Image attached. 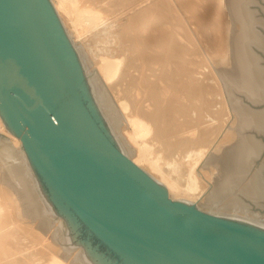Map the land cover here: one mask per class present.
Returning <instances> with one entry per match:
<instances>
[{"label": "bare ground", "instance_id": "obj_1", "mask_svg": "<svg viewBox=\"0 0 264 264\" xmlns=\"http://www.w3.org/2000/svg\"><path fill=\"white\" fill-rule=\"evenodd\" d=\"M252 1L179 0L210 30L201 39L222 77L215 84H225L230 95L231 109L227 103L219 111L211 107L218 86L198 83L199 65L186 59L183 39L173 46L169 37L170 0H30L61 68L119 150L161 182L171 199L191 208L197 199L207 214L258 231L264 216L251 205L264 207V174L252 169L264 141L251 130L264 133V108L235 92L264 101V64L254 50L264 48V35ZM226 108L233 122L225 133ZM28 156L0 115V264H103L56 221L61 210L44 198Z\"/></svg>", "mask_w": 264, "mask_h": 264}, {"label": "water", "instance_id": "obj_2", "mask_svg": "<svg viewBox=\"0 0 264 264\" xmlns=\"http://www.w3.org/2000/svg\"><path fill=\"white\" fill-rule=\"evenodd\" d=\"M0 115L103 264H264V233L171 199L84 105L30 0H0Z\"/></svg>", "mask_w": 264, "mask_h": 264}, {"label": "rangeland", "instance_id": "obj_3", "mask_svg": "<svg viewBox=\"0 0 264 264\" xmlns=\"http://www.w3.org/2000/svg\"><path fill=\"white\" fill-rule=\"evenodd\" d=\"M134 1H136V0H134ZM138 1L141 4H145V3L148 4V3L153 2L155 0H138ZM170 1H171V9L173 11V16L169 18L168 22L170 23V28H171V33L169 34V37L170 38L173 37V40H174L173 41V46L176 45V44L177 45H181L180 43H182L181 40L183 39V41H184L183 43L184 44H182L181 46H185V47L182 48V52L187 50V52L185 54L186 59H188L191 62L198 63V65H199V66L195 67V70H196V73H197V77L199 78L197 80V82L198 83H202V81H208V82H210V84H213V85L216 86L218 84V82H221L222 77L219 74V71L216 69V66L213 64V61H212V58H211V54H210V49H209L211 46H209L208 42H205L203 40V38L201 39V35H204V32H208L210 30L207 27L204 28L200 24L199 25L196 24L194 22L192 14L186 12V10L181 6L179 0H170ZM202 2L203 1H201V3ZM124 4L128 5L130 3H124ZM250 5L254 9V13H255V16H256L257 20L258 19L261 20V22L258 23L257 26L259 27V30L261 31V33L264 35V0H253L250 3ZM212 9H214V8H212ZM212 9L210 8V11ZM225 16H224V18H227V16L226 17ZM211 20H213V19L211 18ZM262 20H263V22H262ZM210 22H211L210 20L207 21V23H210ZM39 23H40V21H39ZM222 24H223L222 25L223 29H226V28L229 27L227 22H226V25H225V23H222ZM40 25H41V23H40ZM224 25H225V27H224ZM41 28L45 32L46 37H47L48 41L51 44L52 42H51L50 35L47 34V31H45L43 29L42 25H41ZM222 34L224 36V32ZM160 40L162 41V39H160ZM51 47H52V44H51ZM176 47H177L176 51L180 52L179 51V49H180L179 46H176ZM254 50H255V52H257L258 54L261 55V57H262L261 62L264 64V48H262L260 46L259 47L255 46ZM59 62H60V60H59ZM215 82L217 84H215ZM76 90H77V88H76ZM77 92H79V91L77 90ZM235 92H237L236 94L240 98H243L245 100V102H248L249 104L253 105L257 110H260V109L264 108V101L261 102L260 104H258V103L252 102L249 99V97L245 94V92L240 91L238 89H236ZM78 94H79L81 100L83 101L84 105L87 107V104H85V102H84L83 95L81 96L80 93H78ZM229 96L230 95L228 93L227 88L225 87V84H222L221 87L219 85L217 87V92L213 93L212 96H211V101L213 103L211 105L212 109H214V110L218 109L219 111H221L222 107H224V105L227 106V103L229 105V102H228V100L230 98ZM222 103H223V105H221ZM190 105H192V103ZM229 108L231 109L230 105H229ZM229 108H226V111H224V113L221 116V119H225L226 123L227 122L229 123L228 125L226 124L227 127L224 130L225 133L228 131L230 123L233 122L231 113L229 111ZM93 118L96 121L97 125H100L101 129L104 131V133L107 135V137L111 140L110 134L107 133V130L105 129L104 125L101 124V122L98 119H96L95 116H93ZM207 118H209V117H207ZM211 119H212V117H211ZM215 122H216V125H219L218 121H215ZM251 131H252V133H255L259 139L264 141V133H262V132L261 133H257V132H255L253 130H251ZM128 157L131 160H133L132 157H130V156H128ZM33 167H34V165H33ZM203 167L204 166H202L201 168H203ZM34 169H36V166L34 167ZM256 170H260L261 174H264V149H263L261 155L257 158V162H256L255 166L252 169V171H254V172ZM38 178H39L38 180L41 181L39 176H38ZM41 183H42V181H41ZM42 184H43L45 193L47 192L46 194H44V198H46L47 195H48L47 198L51 197L49 192L47 191L44 183H42ZM210 187H211V185L208 184L206 186L205 190L209 189ZM238 191H239V189L236 190V193H240ZM243 197L247 200V202L252 203L251 199L249 197H246L245 195H243ZM49 199L51 200L52 198H49ZM203 199H204L203 195H201L200 196V201H202ZM190 201H191L190 204L192 206H195V208H198L201 212L209 213L208 212L209 211L208 208H206V207L204 208L201 204L197 205V203L195 202V201H198L197 199H195V200L191 199ZM51 203H53V202H51ZM251 207H252L253 211L259 213L262 217L264 216V207H262V206H254L253 204L251 205ZM57 211H56V213L58 215L55 214V216H54L56 218V221H58V223L60 221H63L64 222V231L66 233L69 232L68 235L71 236L70 235V231H68V229H69L68 220L64 219L65 216L61 215L62 213L60 211H58V212ZM210 214H212V213H210ZM232 222H234V221H232ZM234 223H238V222H234ZM238 224H240V223H238ZM245 226H248L250 228L254 227V226H250V225H245ZM67 227H68V229H67ZM257 230L260 231L261 233H264V227L263 228H259ZM74 243L75 244L78 243L76 241V239H74ZM81 249H84V248H82V246H81Z\"/></svg>", "mask_w": 264, "mask_h": 264}]
</instances>
